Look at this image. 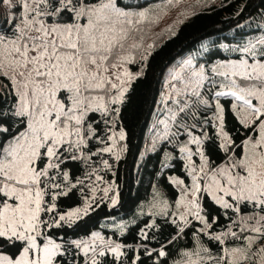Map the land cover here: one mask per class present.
I'll return each mask as SVG.
<instances>
[{
  "label": "snow or ice",
  "instance_id": "6c2138e0",
  "mask_svg": "<svg viewBox=\"0 0 264 264\" xmlns=\"http://www.w3.org/2000/svg\"><path fill=\"white\" fill-rule=\"evenodd\" d=\"M0 3L21 9L19 16L10 13L6 21L10 34L0 28V248L14 249L11 255L0 252V264H56L67 247L46 230L71 226L90 208L86 200L83 208L56 212L58 198L84 183L79 179L72 183L64 167L70 161L87 166L92 157L113 151L111 146L93 151L90 142L95 138L103 143L97 133L99 123L115 126V119L109 118L119 115L118 106L125 103L132 81L143 74V70L130 72L127 65L134 62V53L141 47L136 43L137 33L142 31L148 13L127 11L120 0ZM233 51L252 62L241 58L220 64L211 69L213 76H208L203 65L193 68L189 60L186 66L190 71L173 77L183 82L184 88L175 91L184 99L174 101L177 110L169 119L177 130L172 136H180L181 130L188 136L179 150L187 156L190 167L186 170L192 178L191 187L176 201L177 208L184 207L178 216L184 224L190 223L191 216L211 229L201 215L200 193L225 209L239 211V204L250 203L264 213V38ZM214 76L224 79L217 81ZM217 86L228 91H214ZM205 87L209 96L214 91L217 135L222 140L219 147L228 154L219 165L204 152L206 133L204 138L194 134L208 122L199 118L200 106H209L201 91ZM221 96L241 102L233 108L241 113V124L250 134L239 145L224 131ZM162 123L169 127L166 121ZM119 139H124L123 130ZM109 140L115 143L113 136ZM188 145H196L195 151ZM196 155L201 160L198 168L192 163ZM103 163L108 166L107 160ZM96 180L101 177L97 175ZM174 183L184 185L183 180ZM109 191L104 189L105 196ZM112 203H116L115 197ZM49 214L53 215L46 218ZM242 221L241 233L249 235H238L231 229L220 235L205 233L221 245L231 235L244 242L242 247L225 246L215 256L204 247L185 251L183 264H264V244L255 247L264 241V215ZM179 231L183 233L184 228ZM92 241H71L85 257L91 254L90 264H100L97 257L108 252L117 258L121 255V245L105 243L99 233H92ZM159 256H166V252L161 250Z\"/></svg>",
  "mask_w": 264,
  "mask_h": 264
},
{
  "label": "trees",
  "instance_id": "16d2710c",
  "mask_svg": "<svg viewBox=\"0 0 264 264\" xmlns=\"http://www.w3.org/2000/svg\"><path fill=\"white\" fill-rule=\"evenodd\" d=\"M172 2L174 0H138L137 3L120 0V3L131 5L133 11L156 3L160 5L156 9L160 11L159 14L164 5ZM6 21L0 18V28L10 34L11 27ZM261 38H264V0H209L181 20L172 32L163 33L154 40L144 60L143 74L132 81L125 103L118 106L119 115L109 118L110 121L115 119V126L110 122L105 127L101 121L97 133L103 143L95 138L90 142L93 151H96L110 143L109 136L113 129L123 130L121 148L92 157L87 166L82 161H70L64 167V171L70 173L72 183L78 179L84 183L78 184L67 196L58 198L56 212L64 214L81 205L85 199H92H89L88 213L71 226L65 224L61 228L46 230L67 247L66 254L58 257L56 264H86V261L90 264L91 254L85 257L71 241H83L94 232L121 245L119 258L108 252L104 257H97L100 264H176L183 252L197 247L208 248L215 256L221 253L223 245L205 233L234 229L240 234L242 218L264 215L250 203L239 204V211L225 209L205 193H200V205L205 219L212 225L211 229L205 228L197 219H190L188 224L173 223L168 215L139 211L140 202L150 196L154 187L163 190L171 202L177 197L178 190L170 181L169 174L181 176L186 183L189 181L179 150L187 137L183 131L172 141H161L156 149L139 159L162 91L166 67L177 56L189 51H195V58L203 62L207 70L216 61L248 58L233 49ZM221 100L224 104V128L239 145L250 133H247L232 109V98L222 96ZM200 108L199 118L208 122L201 124L194 132L202 135V138L206 133L204 152L214 165H219L227 160L228 154L219 147L220 140L212 119L213 105H201ZM96 118L100 120L99 114H96ZM169 148L173 151L172 156L169 155ZM104 160L108 161L107 167ZM97 175L101 177L100 181L96 180ZM104 184L110 185L107 196L99 189ZM93 188L96 189L95 193ZM112 197L116 199L115 204ZM181 227L184 228L183 233L179 231ZM201 229L203 231H199ZM161 250L166 252V256H159ZM0 251L11 255L14 249L0 248Z\"/></svg>",
  "mask_w": 264,
  "mask_h": 264
},
{
  "label": "rangeland",
  "instance_id": "374dc122",
  "mask_svg": "<svg viewBox=\"0 0 264 264\" xmlns=\"http://www.w3.org/2000/svg\"><path fill=\"white\" fill-rule=\"evenodd\" d=\"M207 1H209V0H174V2L167 3L166 5H164L163 10L161 11L162 13H160V14H159L160 11L157 12V10H156L157 7H159L160 5H158L156 3L149 5V6H146V7L145 6H143V7L136 6V7H139V8H137L136 11H146L148 13V16H147L146 20L144 21V23L142 24V31L137 33L136 43H139L141 45V47L138 51H136L134 53V62L127 65L128 70L134 74L143 70L145 57H146L147 53L149 52V50L151 49V47H149V45L152 46L154 43V40L158 39L163 33L168 34V33L172 32V30L176 27V25L181 20L188 17L193 11L197 10L201 5H203ZM17 2H18V0H12L13 5H16ZM123 2H127V3L136 2L137 3L138 0H123ZM120 4H121V6H127V7H125V10L133 11L131 5H127V4H123V3H120ZM20 11H21V9H19V8L9 9L6 4L0 3V18H4V19L8 20L10 13L14 12L17 16H19ZM18 22L19 21H17V23ZM129 43L131 44L132 41L130 40ZM193 52H195V51H193ZM193 52L189 51L186 54H182L180 56H177L174 59V61L171 62L166 67L164 74H163L162 91H161V93L157 99L155 112H154L152 121L150 123V127H149L148 132H147V136H146V140L144 142V146L142 147V149L140 151L139 159H141L144 155H146V153L156 149L161 141L167 140V139L172 141V140L177 138V137L172 136V133L175 132L177 129H176L175 125L173 124V122L169 119V117H170V114L172 111L177 110V105L174 103V101L184 99L183 96H177L176 91H175L177 89L182 90L184 88V84L181 80L173 79V77L176 75L184 76V75H186V73L188 71H190V69H188L186 66L187 61L191 60L193 68L198 69L201 65H203L206 69L205 74L208 76H213V73L211 72V69L213 67H216L220 64H226L229 62H238L240 60V59L230 58V59H227L224 61H216V62L212 63L211 65H209L208 66L209 69L207 70V67L204 65L203 62L197 61ZM249 62L251 63L252 61L249 60ZM262 62H264V61H262ZM132 65H134V66H132ZM214 79H216L217 81H221L224 78L214 76ZM221 90L228 91L227 88L221 89L219 86H217L214 89V91H221ZM201 91H202V93H205L204 98L209 99V104L213 105L212 119H213V123H214L215 128H216V131L218 133L219 121L216 119L215 105L217 103V100L215 98H213L214 97V91L212 93L213 95H211L212 97H209V95L207 94V88L206 87L202 88ZM221 97H219L218 99H219V103L221 104V106L224 109V104L221 100ZM229 97H231V96H229ZM231 98H232L231 106H232V109L234 110L233 105L241 103V102L236 101L235 98H233V97H231ZM193 99H195V98H193ZM235 113L238 116V118L240 119L241 113H239L237 111H235ZM162 121H166L168 123L169 127L167 129L165 128V124L162 123ZM224 131L227 132L225 128H224ZM119 132H120V130L113 129L112 132L110 133V136L114 137L115 143H113V140H109L110 143L106 144L104 147L111 146V147H113L114 151H117L118 149H120L122 140L119 139ZM194 134L199 135L196 132H194ZM200 136L202 137V135H200ZM187 140H188V136L186 137L185 141L179 146V149L182 145H184L187 142ZM219 140H220V143H222V140L220 139V137H219ZM168 143L172 144L173 142H168ZM188 147L190 149H192V151H195L196 145H188ZM168 151L170 153L169 155L172 156V153H173L172 149L169 148ZM180 155L182 156V158L184 160L185 168L190 167L186 154L180 152ZM192 163H194L196 165V167L198 168L200 163H201L200 157L198 155H196V157L193 156L192 157ZM187 174L189 177V181L187 183L183 180V178L181 176H179L177 174H169L168 177H169L170 181L175 185V187L178 190V195L172 202L170 201L168 196L166 194H164L163 190H160L159 188L154 187L152 189L150 196L147 199H144L140 202L139 211L140 212H146V213H149L152 215H156V214L168 215L172 220L175 219L176 222L182 223L181 221H179L178 216L181 212L184 211V207L181 206L180 208H177L176 207V201L180 199V197L183 194L184 189L186 187H188V188L191 187L192 178H191V175H189L188 171H187ZM174 180H183L184 185H179L177 183H174ZM109 187H110V185L104 184L99 189L102 193H104V189H106V188L109 189ZM198 195L200 196V194H198ZM90 198L91 197H89V199ZM89 199L87 198V199H85V201L87 200L90 204ZM189 199H190V197H189ZM226 199H228L229 202H231V203H235V202L231 201L230 197H226ZM84 202L79 206H75L74 208H83ZM72 209H70V210H72ZM70 210H68V211H70ZM201 215L204 216V213L201 212ZM188 219L190 220V219H195V218L189 216ZM243 219H246V218H243ZM253 223H255V222H253ZM240 226L243 227V221H241ZM231 230L236 231L234 229H231ZM228 231H225V232H228ZM225 232H216V233H213V235H220V234L225 233ZM241 234H243V233H240L238 235H241ZM249 234L250 233L245 232L243 235H249ZM231 239H234V238L231 237V235H229L226 238V244L223 245V248L226 246L227 248L232 249V248L243 246L244 242L242 240L234 239L233 241H230ZM83 241H87L90 244L93 243L92 235ZM104 241H105V243L110 242L112 244V246L116 245V243H114L110 239L104 238ZM56 242L59 243L57 240H56ZM95 243L99 247L100 242L96 241ZM262 244H264V241L258 242L255 245V247L259 248V247H261ZM197 249H198V247H197ZM188 251H190V250H188ZM0 252H2L3 254L10 255L9 253L4 252V251H0ZM184 259L185 258L183 256L180 259H177L176 264H183ZM193 259H196V258L193 257ZM205 259H207V257H205Z\"/></svg>",
  "mask_w": 264,
  "mask_h": 264
}]
</instances>
